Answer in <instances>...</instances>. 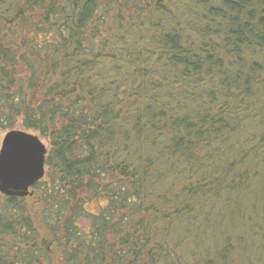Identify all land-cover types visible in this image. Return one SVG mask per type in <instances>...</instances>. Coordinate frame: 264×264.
I'll list each match as a JSON object with an SVG mask.
<instances>
[{"label": "trees", "instance_id": "1", "mask_svg": "<svg viewBox=\"0 0 264 264\" xmlns=\"http://www.w3.org/2000/svg\"><path fill=\"white\" fill-rule=\"evenodd\" d=\"M14 128L49 147L0 264H229L223 229L264 233V0H0Z\"/></svg>", "mask_w": 264, "mask_h": 264}, {"label": "water", "instance_id": "2", "mask_svg": "<svg viewBox=\"0 0 264 264\" xmlns=\"http://www.w3.org/2000/svg\"><path fill=\"white\" fill-rule=\"evenodd\" d=\"M36 148L34 165L25 179L17 175L14 159L21 138ZM48 147L42 138L34 132L24 129H10L5 132L0 142V192L4 195L25 197L33 193L32 187L44 177L46 172V155Z\"/></svg>", "mask_w": 264, "mask_h": 264}, {"label": "rangeland", "instance_id": "3", "mask_svg": "<svg viewBox=\"0 0 264 264\" xmlns=\"http://www.w3.org/2000/svg\"><path fill=\"white\" fill-rule=\"evenodd\" d=\"M7 131V130H6ZM6 131H0V142L3 138V135L5 134ZM42 140L44 141V143L46 144L47 147H49V142L47 139L42 138ZM28 203L30 205L35 203L36 200V195L31 194L30 196L28 195ZM252 197L249 196L248 194H243L241 202H243L244 204H248L251 202ZM254 218V217H253ZM263 224V223H262ZM261 224L254 226V228L256 229L257 233L254 235H248V241L247 244L250 247L251 246H255L258 247L260 243H264V233L261 235L260 231H261ZM217 225H215L216 227ZM40 233L42 238L45 240V242L48 245V248L52 249V251H54L55 248V243H54V237L48 233L46 230L40 229ZM224 231H222V234L219 236L218 235V239L217 241L219 243H221L222 247L226 246L225 244H228L227 246L232 245L233 251L230 253L228 262L229 264H252V261L249 259L250 256L248 254L249 251V247H247V250L245 252V248H241L242 246L239 245V242H242V237H240V231L238 230V228H236V226L234 227H229L227 226L225 229H223ZM212 231V228L210 226V228L205 232V235H208V232L210 233ZM200 232V231H199ZM199 234V233H198ZM222 236V237H221ZM228 238H230L229 240H227ZM258 238V239H256ZM217 241L215 243H217ZM212 243V241H211ZM203 246H209V241L207 240L206 243H204ZM241 254V255H240ZM254 259V258H251ZM254 261V260H253ZM260 264V263H259Z\"/></svg>", "mask_w": 264, "mask_h": 264}, {"label": "snow or ice", "instance_id": "4", "mask_svg": "<svg viewBox=\"0 0 264 264\" xmlns=\"http://www.w3.org/2000/svg\"><path fill=\"white\" fill-rule=\"evenodd\" d=\"M35 152L36 148L27 142V138H21L14 159L15 169L20 179H25L31 171L35 162ZM2 160L3 157L0 156V162Z\"/></svg>", "mask_w": 264, "mask_h": 264}]
</instances>
